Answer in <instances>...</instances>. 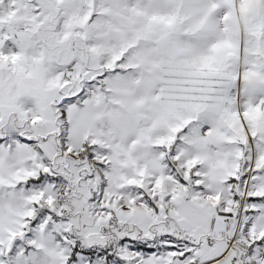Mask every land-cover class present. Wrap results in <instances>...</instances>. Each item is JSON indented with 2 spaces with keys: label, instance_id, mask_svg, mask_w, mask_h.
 <instances>
[{
  "label": "snow or ice",
  "instance_id": "obj_1",
  "mask_svg": "<svg viewBox=\"0 0 264 264\" xmlns=\"http://www.w3.org/2000/svg\"><path fill=\"white\" fill-rule=\"evenodd\" d=\"M0 264H264V0H0Z\"/></svg>",
  "mask_w": 264,
  "mask_h": 264
}]
</instances>
